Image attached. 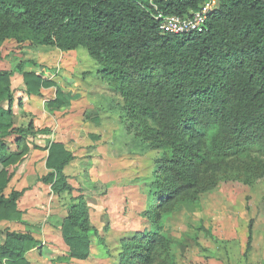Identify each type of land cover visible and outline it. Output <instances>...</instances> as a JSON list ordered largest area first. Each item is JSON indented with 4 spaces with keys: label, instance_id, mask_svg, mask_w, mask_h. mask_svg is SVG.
Returning <instances> with one entry per match:
<instances>
[{
    "label": "trees",
    "instance_id": "1",
    "mask_svg": "<svg viewBox=\"0 0 264 264\" xmlns=\"http://www.w3.org/2000/svg\"><path fill=\"white\" fill-rule=\"evenodd\" d=\"M209 1L0 0V47L11 40L63 53L86 50L102 77L117 85L136 137L163 151L151 185L152 227L121 240L119 264H176L161 232L163 219L196 205L222 181L250 184L264 177V0H218L200 33L160 30L159 15L189 17ZM38 68L24 61L0 71V222L20 221L15 202L23 193L4 196L6 169L18 159L6 154L5 140L23 133L12 123L11 77L19 74L25 93L41 96L55 84ZM68 103L57 89L46 107L55 111ZM97 115L94 110L87 119L97 124ZM73 159L63 145L49 146L48 173L40 181L54 195L71 190L63 170ZM76 201L61 228L67 251L49 264L85 261L92 243L101 241L84 199ZM40 246L26 232L6 231L0 264H29L26 253Z\"/></svg>",
    "mask_w": 264,
    "mask_h": 264
},
{
    "label": "rangeland",
    "instance_id": "2",
    "mask_svg": "<svg viewBox=\"0 0 264 264\" xmlns=\"http://www.w3.org/2000/svg\"><path fill=\"white\" fill-rule=\"evenodd\" d=\"M212 2L216 8L218 0ZM24 61L37 64L41 78L55 86L40 91L41 97L26 98L20 76L11 78L12 123L23 133L5 140L6 154L18 159L6 169L10 180L4 196L23 193L15 202L20 221L1 223L0 240L6 231L26 232L41 243V251L26 253V261L49 264L67 251L61 228L70 205L81 196L101 241L92 243L85 261L69 264H119L121 240L152 227L148 217L156 202L151 185L163 151L136 137L117 85L102 77L86 50L63 53L11 40L0 47V71ZM57 89L69 103L49 111L46 103L55 99ZM94 110L97 124L87 119ZM53 143L74 157L63 170L71 190L59 195L40 181L48 173L45 162ZM161 232L176 264H264V177L250 184L218 183L196 205L163 219Z\"/></svg>",
    "mask_w": 264,
    "mask_h": 264
},
{
    "label": "built area",
    "instance_id": "3",
    "mask_svg": "<svg viewBox=\"0 0 264 264\" xmlns=\"http://www.w3.org/2000/svg\"><path fill=\"white\" fill-rule=\"evenodd\" d=\"M214 9V2L210 0L208 3L201 6V8L191 14L189 17H164L160 15L158 18L162 19L160 30L163 33L169 34H189L191 32L200 33L204 30L207 15Z\"/></svg>",
    "mask_w": 264,
    "mask_h": 264
},
{
    "label": "crops",
    "instance_id": "4",
    "mask_svg": "<svg viewBox=\"0 0 264 264\" xmlns=\"http://www.w3.org/2000/svg\"><path fill=\"white\" fill-rule=\"evenodd\" d=\"M14 74H17V73H14ZM17 76L19 77L20 75L17 74ZM12 77H13V76H12ZM12 77H11V78H12ZM20 78H21V81H23V79H22L21 76H20ZM24 86H25V85H24ZM46 90H47V89H41V92H42V91H46ZM41 92H40V93H41ZM22 94H25L26 98H30V97H31V98L41 97V96H32V95L29 96V95H27V94L24 93V92H22ZM14 128H15V127H14ZM4 222H7V221H2V222H0V224H1V223H4ZM64 246H65V245H64ZM40 247H41V246H40ZM40 247H39V248H40ZM39 251H41V248H40ZM30 252H32V251H29V252L27 253V255H28ZM27 255H26V256H27ZM26 258H27V257H26ZM73 261H75V262H81V261L71 260L69 263H72ZM43 263L45 264V262H43ZM69 263H68V264H69Z\"/></svg>",
    "mask_w": 264,
    "mask_h": 264
}]
</instances>
